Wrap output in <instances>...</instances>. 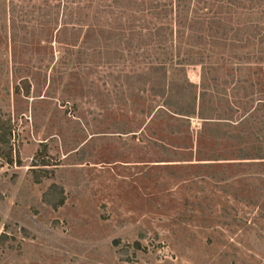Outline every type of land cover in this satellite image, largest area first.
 <instances>
[{
    "label": "rangeland",
    "instance_id": "obj_1",
    "mask_svg": "<svg viewBox=\"0 0 264 264\" xmlns=\"http://www.w3.org/2000/svg\"><path fill=\"white\" fill-rule=\"evenodd\" d=\"M177 2L76 0L71 21L66 0H0V264H264V160L241 158V117L264 114V0H185L168 48L150 33ZM185 81L207 119L153 92Z\"/></svg>",
    "mask_w": 264,
    "mask_h": 264
},
{
    "label": "trees",
    "instance_id": "obj_2",
    "mask_svg": "<svg viewBox=\"0 0 264 264\" xmlns=\"http://www.w3.org/2000/svg\"><path fill=\"white\" fill-rule=\"evenodd\" d=\"M177 5L175 7V4L172 3V7L169 10L170 13L172 12L173 16L171 17L174 19V24H159L151 33L150 35L158 40V42L165 43V46L169 48V42H173V37L175 34V28L176 33L178 32V28L183 26L182 18H184L186 15H184V6L181 4L185 2V0L181 1L178 0ZM224 2V0H221ZM208 0H196V3H202L205 4L204 7L207 8L206 4ZM76 0H66V12L65 16L66 19L74 21L79 20L81 17V13L76 11L75 9ZM109 7V5H106ZM208 9V8H207ZM104 11H107L106 8H104ZM168 11V13H169ZM205 15V14H204ZM166 17H168L167 13L165 14ZM208 16V13L207 15ZM73 22H68V25H71ZM183 31L179 32L180 34ZM198 42H195V44ZM173 53H170L168 50V57H165L163 61H161V64L159 65H150V73H156L159 74L161 78H168V70L174 66V56ZM171 55V56H169ZM190 55V53H189ZM181 61L191 62L193 60V57H183L180 59ZM178 61V60H176ZM178 62L180 67L184 68L185 63ZM177 63V62H176ZM195 84L190 81H185L183 83H177L173 82L172 86L167 90V93H171L166 95V90L161 89L155 90L153 89V92L155 95H160L161 97H164L162 105L166 108H174L173 112L175 114L181 115V116H187L191 117L193 115H198L202 119H207L208 117V107H206L208 100V91L206 90L205 85H203L202 91L197 92V90H194ZM247 89H245L244 94L246 96H249V92H247ZM261 107H256L255 110L260 111L264 107V102H261ZM247 116L244 115L241 117V127H243L244 132L241 133V143L243 144V147H241V158L243 159H260L264 160V114L261 116L255 115V113H249L247 112ZM249 116V117H248ZM250 118H253L254 123H250L249 126L246 125L250 121ZM8 122H5L0 119V159L4 158V160L9 163L13 164L14 159L12 155V145L10 144L11 138H12V128L7 124ZM260 124V127L256 130V124ZM258 135V136H257ZM257 136V139L261 138L263 139V144H257L255 142L250 141L252 137ZM259 137V138H258ZM262 141V140H261ZM262 143V142H261ZM45 200L50 203L54 208H58L65 202V194L64 189L56 184L53 183L49 189L44 194ZM52 196V197H51ZM4 235V234H3ZM2 235V236H3Z\"/></svg>",
    "mask_w": 264,
    "mask_h": 264
}]
</instances>
